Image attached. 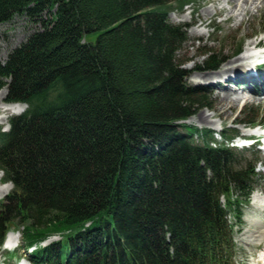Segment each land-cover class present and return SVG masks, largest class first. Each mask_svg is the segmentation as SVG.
I'll list each match as a JSON object with an SVG mask.
<instances>
[{
  "label": "trees",
  "instance_id": "16d2710c",
  "mask_svg": "<svg viewBox=\"0 0 264 264\" xmlns=\"http://www.w3.org/2000/svg\"><path fill=\"white\" fill-rule=\"evenodd\" d=\"M187 3L0 0V22L41 21L0 63L7 99L27 103L0 131L2 178L14 185L0 243L13 223L35 245L32 264H230L254 164L234 165L230 147L179 122L206 105L175 60L185 30L167 20ZM204 62L216 67L218 54Z\"/></svg>",
  "mask_w": 264,
  "mask_h": 264
},
{
  "label": "rangeland",
  "instance_id": "374dc122",
  "mask_svg": "<svg viewBox=\"0 0 264 264\" xmlns=\"http://www.w3.org/2000/svg\"><path fill=\"white\" fill-rule=\"evenodd\" d=\"M46 17H48L47 14L41 15L43 19ZM167 20L172 24L185 25L187 37L175 50V60L180 62V66L185 71L184 81L187 84L199 86L206 102V105L197 107L183 122L199 129L214 131L217 141L220 140L217 132L223 126L235 128L239 134L246 133L251 111L254 109L260 114L258 117L260 122L264 123V84L260 83L262 79L243 81L250 75L254 63L260 56L242 57L241 52H236L241 40H243L241 50L246 49L245 46L248 47L247 50H251L254 42L264 38V0H193L183 9H173L167 13ZM40 28L39 17L30 16L24 12L16 13L9 20L0 22V63L6 60L11 50ZM97 34L98 31L86 33L85 38L88 42H93ZM212 53L218 54L220 61L216 69L206 68L204 62L205 58ZM230 60L235 61L230 62ZM236 65L241 69V74H237L236 81H232L233 73L224 74L223 71H235L232 67ZM204 73H208L211 77L203 79ZM222 79L229 84V87L225 88L229 90L226 98L221 94L222 86H209L211 84L209 81L217 83L222 82L220 81ZM8 80L9 78L3 79L0 87V126L5 130L9 126L8 118L16 114L12 110V104L6 101ZM242 82L246 83L247 87H244ZM252 87L256 90L252 91L250 89ZM237 97L241 98L238 104L234 102V98ZM220 98L224 99L220 100ZM228 131L231 132V130ZM233 152L232 156L236 163H242L252 157H258L260 161L264 160V151L256 146L253 150L235 148ZM257 169L260 174L257 188L264 191V166ZM251 204L254 203L251 202ZM244 215L248 217V221L245 220L243 229L236 234L237 259L239 262L244 261L245 264H264V247L259 254L254 248L257 244L264 245V237L257 239L260 237V231L264 229V208L256 204L247 205L244 207ZM17 233V237L15 236L17 240H15L18 246L21 231ZM255 234L259 236L255 238ZM57 239L59 236L54 235L41 243L47 244ZM14 250L0 249V255L4 260V263L0 264H14L12 256ZM22 263L28 264V260L23 258Z\"/></svg>",
  "mask_w": 264,
  "mask_h": 264
},
{
  "label": "bare ground",
  "instance_id": "6f19581e",
  "mask_svg": "<svg viewBox=\"0 0 264 264\" xmlns=\"http://www.w3.org/2000/svg\"><path fill=\"white\" fill-rule=\"evenodd\" d=\"M232 61H235V60H230V62H232ZM237 67H239V66L236 65V67H232V69L235 70L233 72L239 73L241 71V69L240 68H237ZM228 72H230V71H228ZM202 76H203V79H206V78H210L211 77V75H208V73H204ZM195 79H197V78H195ZM228 91L229 90H226L225 88H223V90L221 92L222 96L226 98L229 95V92ZM222 99H224V98H220V100H222ZM240 100H241L240 97L234 98V102L237 103V104L240 102ZM20 108H21L20 105H12V110L15 111V112H18L20 110ZM198 116L200 117V114ZM252 131H256V130L255 129L250 130V132H252ZM10 185H11L10 183H3V184L0 185V197L9 189ZM251 202L252 203H255V204H259V205H264V197L262 195H260L259 192H254L252 194ZM259 235L260 236H263L264 235V229H262L260 231V234ZM10 237H12V234H10V233L7 234V237H6V243L7 244H11L12 242L15 241V238L16 237H14L13 239H10Z\"/></svg>",
  "mask_w": 264,
  "mask_h": 264
}]
</instances>
